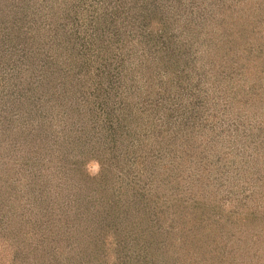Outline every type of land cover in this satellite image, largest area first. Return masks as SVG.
I'll use <instances>...</instances> for the list:
<instances>
[{"label": "trees", "instance_id": "1", "mask_svg": "<svg viewBox=\"0 0 264 264\" xmlns=\"http://www.w3.org/2000/svg\"><path fill=\"white\" fill-rule=\"evenodd\" d=\"M254 110L264 0H0V264H258Z\"/></svg>", "mask_w": 264, "mask_h": 264}, {"label": "rangeland", "instance_id": "2", "mask_svg": "<svg viewBox=\"0 0 264 264\" xmlns=\"http://www.w3.org/2000/svg\"><path fill=\"white\" fill-rule=\"evenodd\" d=\"M220 90L224 92L222 88ZM217 93H221V92L218 91ZM222 97L225 98L224 96ZM224 100L225 99H223V102ZM220 109H221L220 113H224L225 115H227V113H233V117H234V115L236 114L235 113L236 111L235 103H233V106H231V108H227L224 105L220 107ZM252 114L253 115H251L250 113L249 118L251 117L252 119L254 115H256L258 117V121L255 124V129L256 130L260 129L259 126L264 125V111L254 110ZM231 120L235 122L233 118ZM210 121L211 120H209L207 123L208 129H209ZM229 146H231L229 149H236L234 148L236 145H234L232 142L230 143ZM87 170L89 174L91 175H98L100 172V164L98 163V161L92 159L88 161L87 163ZM232 171H233L232 174H235L236 176L233 175L232 177L233 180L226 183V185L224 186L225 189L223 188L221 190V193L224 194L223 196L225 197L228 191L230 190L231 198L233 199L234 203L240 205L242 202L238 201L237 196L241 193L240 192L241 190H239L237 187L240 186V188H246L247 190L245 193L249 195V199L245 200L241 204V209L247 210L250 208L259 207L258 209L264 210V176H262L263 177L262 180H260V178L262 177L258 176L260 172L264 171V152L262 153V162L252 159L249 166L244 168V170H242L241 168L239 169L237 168V169H232ZM250 229H251L250 233L247 234L246 236H243L239 240L235 239L232 235H230L228 239L229 240L228 246H232V245L235 246L236 243H238V245L240 244L246 245L249 248H251L250 256L248 257L254 260L255 262H257L258 264H264V230L261 232H258V230H255V228L253 227H251ZM245 240H247V242ZM243 245H242V248H243ZM244 248H247V247H244Z\"/></svg>", "mask_w": 264, "mask_h": 264}]
</instances>
